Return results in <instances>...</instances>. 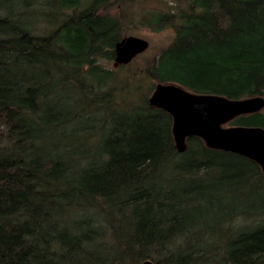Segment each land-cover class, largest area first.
<instances>
[{
  "label": "trees",
  "instance_id": "1",
  "mask_svg": "<svg viewBox=\"0 0 264 264\" xmlns=\"http://www.w3.org/2000/svg\"><path fill=\"white\" fill-rule=\"evenodd\" d=\"M147 1L0 0V264H264L260 167L148 105L264 98V0ZM133 23L170 39L109 67Z\"/></svg>",
  "mask_w": 264,
  "mask_h": 264
},
{
  "label": "water",
  "instance_id": "2",
  "mask_svg": "<svg viewBox=\"0 0 264 264\" xmlns=\"http://www.w3.org/2000/svg\"><path fill=\"white\" fill-rule=\"evenodd\" d=\"M149 48L148 41L126 36L115 47L113 67L125 66ZM148 105L166 112L172 118V137L178 153L186 150V140L200 138L207 148L233 153L255 162L264 175V129L231 126L240 116L260 112L264 98L242 100L190 92L176 84L157 83L148 98ZM140 264H154L144 261Z\"/></svg>",
  "mask_w": 264,
  "mask_h": 264
},
{
  "label": "rangeland",
  "instance_id": "3",
  "mask_svg": "<svg viewBox=\"0 0 264 264\" xmlns=\"http://www.w3.org/2000/svg\"><path fill=\"white\" fill-rule=\"evenodd\" d=\"M155 3H157L156 0H148L147 1V7L149 9L154 8ZM136 7L137 6L133 5L128 10L131 11L133 14ZM132 29H133V31H131L128 34V36H136V37H139V38H142V39L148 41L149 53H151V52L155 53L159 48H162L163 46H165L170 39V36L167 32H163L160 34L150 33L148 30H146L144 28L139 29L135 23L132 24ZM106 65L108 66V64H106ZM112 65H113V63H111L109 67H112Z\"/></svg>",
  "mask_w": 264,
  "mask_h": 264
},
{
  "label": "flooded vegetation",
  "instance_id": "4",
  "mask_svg": "<svg viewBox=\"0 0 264 264\" xmlns=\"http://www.w3.org/2000/svg\"><path fill=\"white\" fill-rule=\"evenodd\" d=\"M257 113H258V112H257ZM240 117H241V116H240ZM237 118H238V117H237ZM237 118H236V119H237ZM234 120H235V119H234ZM234 120H233V121H234ZM231 122H232V121H231ZM231 122H230V123H231ZM228 124H229V123H228ZM226 127H231V126H227V124L223 126V128H226Z\"/></svg>",
  "mask_w": 264,
  "mask_h": 264
}]
</instances>
